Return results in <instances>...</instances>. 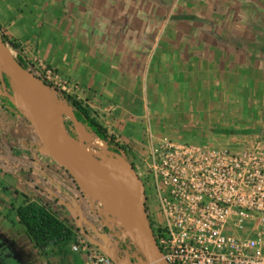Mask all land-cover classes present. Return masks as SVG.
Returning a JSON list of instances; mask_svg holds the SVG:
<instances>
[{"label":"crops","instance_id":"obj_1","mask_svg":"<svg viewBox=\"0 0 264 264\" xmlns=\"http://www.w3.org/2000/svg\"><path fill=\"white\" fill-rule=\"evenodd\" d=\"M192 1L187 9L182 0H0V29L26 61L39 58L74 82L120 142L132 112L177 142L264 136V0ZM3 100L0 87V264L87 262L71 245L61 260L35 246L17 215L27 201L116 264H143L137 234L99 213L64 169L21 156L28 123Z\"/></svg>","mask_w":264,"mask_h":264},{"label":"built area","instance_id":"obj_2","mask_svg":"<svg viewBox=\"0 0 264 264\" xmlns=\"http://www.w3.org/2000/svg\"><path fill=\"white\" fill-rule=\"evenodd\" d=\"M50 74L43 78L53 83ZM146 165L164 264H264L263 134L196 144L157 137L149 127ZM71 250L85 253L86 264H116L81 234Z\"/></svg>","mask_w":264,"mask_h":264},{"label":"trees","instance_id":"obj_3","mask_svg":"<svg viewBox=\"0 0 264 264\" xmlns=\"http://www.w3.org/2000/svg\"><path fill=\"white\" fill-rule=\"evenodd\" d=\"M0 32L4 42L9 46L12 52L20 50V45L17 42L11 40L1 29ZM15 57L26 71H29L30 67L34 68V66L21 57V55H16ZM33 75L46 88L57 94L58 100L73 112L78 122L85 126L89 133L94 134L101 140L107 147L108 155L116 161L118 165L126 163L132 168L133 172H135V167L131 163L126 147L99 121L97 114L90 109L88 104L77 96L70 95L57 88L53 83L43 78L38 70L36 73H33ZM0 87L7 97V102L9 104L7 110L13 115L24 117L27 121L31 122L27 106L14 83L5 72L2 71L1 65ZM18 101L20 102L19 104H17ZM74 125V122L70 119H65L63 121L64 130H66L71 137L76 138L73 132ZM127 173L132 176L131 173ZM71 178L73 179V177ZM17 215L20 223L25 227L28 237L38 249L43 251L53 249L54 254L60 260L68 255V248L74 240V234L72 230L67 227L65 222L60 220L47 207L27 201L26 204L17 209ZM130 246L132 247V244H130Z\"/></svg>","mask_w":264,"mask_h":264},{"label":"water","instance_id":"obj_4","mask_svg":"<svg viewBox=\"0 0 264 264\" xmlns=\"http://www.w3.org/2000/svg\"><path fill=\"white\" fill-rule=\"evenodd\" d=\"M0 65L2 71L11 79L20 93L25 105L28 108L31 123L35 128L38 138L46 152V154L62 169H64L74 181L82 187V189H91L98 198L103 200H111L119 198L120 200L132 203L137 211L138 222L133 227L134 233L137 234L135 243L144 257L143 264H164L161 260V251L157 244L154 231L148 216L146 202L147 196L144 186L140 178L131 171H127L121 165L114 166L109 160L106 162L110 169H118L123 171L127 177L137 181L139 187L135 188L126 184H119L110 179L92 176L84 170L78 168L57 154L51 144L48 131L43 116L38 111L39 102L36 99L31 87V80H37L31 73L26 71L21 63L16 59L9 46L4 42L0 32ZM42 84V83H41ZM43 85V84H42ZM43 87H45L43 85ZM71 120L75 125H81L71 111ZM65 129V127H64ZM66 131V130H65ZM131 173L132 176L128 175ZM124 227L122 223L117 221ZM126 229V228H125Z\"/></svg>","mask_w":264,"mask_h":264},{"label":"rangeland","instance_id":"obj_5","mask_svg":"<svg viewBox=\"0 0 264 264\" xmlns=\"http://www.w3.org/2000/svg\"><path fill=\"white\" fill-rule=\"evenodd\" d=\"M185 4L186 6L189 5L188 7L193 5V1L192 0H182L181 5ZM187 9H192L191 7ZM176 15H172L170 16V20L169 22L172 20L173 21V17H175ZM168 22V24H169ZM170 26H172L171 24H169ZM14 54V56L16 55H26L25 51L23 49L20 48V50L12 52ZM25 53V54H24ZM27 57V56H26ZM28 61V60H27ZM31 65L34 66L30 67V70L28 71L29 73H31L33 75V73H36V71L38 70L39 73L41 74L42 77L46 76V72L47 71H51L50 74V81H52L54 83V85L57 88L60 89H65L70 95L73 96H77L79 99H81L83 101V95L80 93L78 86L68 80L67 78H65L63 76V74L57 70L52 69L51 67H49L48 65H46V63L39 59H33L28 61ZM41 64V65H40ZM34 76V75H33ZM54 76H58L57 79H55ZM57 82V83H56ZM41 84V83H40ZM42 85V84H41ZM43 87V86H42ZM45 88V91L47 92V94L50 96L51 99L54 100V102L56 104H58L59 106H61L64 110L62 113V125H63V121L65 119H72L71 118V110L66 107L65 105H63L59 100H58V96L55 92L50 91L48 88ZM4 101V100H3ZM5 104L9 105L7 101H4ZM20 102L18 101L17 104H19ZM136 114H138V116H136ZM139 114L141 113H134L132 112V120H133V124L134 127L132 128V132L129 133H124V138L122 139V144L126 147L129 156H130V160L131 163L134 165L135 167V172L134 174L137 175L140 180L142 185L144 186L145 190L147 189L148 186V169H147V165H146V156H147V130L150 126L149 120L147 121L146 118L140 116ZM143 114V113H142ZM140 116V117H139ZM256 120V119H255ZM27 121V120H26ZM28 123V128L24 127L20 133L21 135V142H22V147L18 146L17 151H19V153L21 154V156H23L24 158L28 157L33 159V161L38 160L39 163H41L40 158L42 156L44 157H49L39 138L38 135L35 131V128L33 127L32 123L27 121ZM64 128V126H63ZM79 128H83L85 129L87 132L88 130L86 129L85 126L83 125H74L73 127V132L77 138L78 135V130ZM151 128V127H150ZM255 128H250V130H254ZM151 130L153 131L154 135V129L151 128ZM65 131V130H64ZM66 132V131H65ZM67 133V132H66ZM89 133V132H88ZM68 134V133H67ZM91 134V133H90ZM157 136V135H155ZM159 137V136H157ZM96 152H95V156L100 160L103 161L104 165L109 168L108 163L106 162V160H109L112 165L117 166L118 163L116 161H114L107 152V147L101 142L99 143L98 148H96ZM106 159V160H105ZM121 167H123V169L127 170V171H131V167L126 164V163H121L120 164ZM110 169V168H109ZM128 185L133 186L135 188L139 187L137 181H134V183H128ZM83 197L86 196V200H90L92 201L94 199L93 205L94 207H96L97 211L99 213H101L102 215L105 216H109L112 219H115L116 221H119L120 223H122L124 225V227L132 232L134 234V229L133 227L135 226V224L138 222V216H137V211L135 208H127L125 206L120 207L118 203V201L115 203L113 200H103L97 197V195L95 194L94 191H92L91 189L87 188V189H83ZM147 195V192H146ZM118 200H120L118 198ZM125 203H129L132 204L128 201H124L121 200ZM151 199L150 197L147 195V204L149 205ZM119 210V211H118ZM125 211H128L129 213L132 214V216L134 217L135 220L132 219L131 222H127L126 221V215H125Z\"/></svg>","mask_w":264,"mask_h":264},{"label":"bare ground","instance_id":"obj_6","mask_svg":"<svg viewBox=\"0 0 264 264\" xmlns=\"http://www.w3.org/2000/svg\"><path fill=\"white\" fill-rule=\"evenodd\" d=\"M31 87L39 102L38 111L44 118L51 144L57 154L92 176L107 178L113 182L126 185H128L127 182L133 184L136 181L127 177L123 171L107 168L95 156L100 139L94 134L88 133L83 128H79L77 138L67 134L62 125L64 109L50 98L45 88L38 81L31 80ZM111 200L115 203L118 201L119 204L117 205L120 207L135 208L133 204L125 203L118 198ZM125 215L127 222H131L132 219L135 220L128 211H125Z\"/></svg>","mask_w":264,"mask_h":264},{"label":"flooded vegetation","instance_id":"obj_7","mask_svg":"<svg viewBox=\"0 0 264 264\" xmlns=\"http://www.w3.org/2000/svg\"><path fill=\"white\" fill-rule=\"evenodd\" d=\"M100 161L103 163V161L101 159H100ZM146 208H147L148 216H149V219H150V222H151L152 218H151L150 213H149V205L147 204V202H146Z\"/></svg>","mask_w":264,"mask_h":264}]
</instances>
